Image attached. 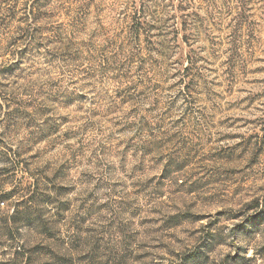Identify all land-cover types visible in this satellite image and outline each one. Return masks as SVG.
Here are the masks:
<instances>
[{"label": "rangeland", "instance_id": "rangeland-1", "mask_svg": "<svg viewBox=\"0 0 264 264\" xmlns=\"http://www.w3.org/2000/svg\"><path fill=\"white\" fill-rule=\"evenodd\" d=\"M0 264H264V0H0Z\"/></svg>", "mask_w": 264, "mask_h": 264}, {"label": "trees", "instance_id": "trees-1", "mask_svg": "<svg viewBox=\"0 0 264 264\" xmlns=\"http://www.w3.org/2000/svg\"><path fill=\"white\" fill-rule=\"evenodd\" d=\"M136 9V12L134 14V16L137 14V17L134 18L133 23L135 25L136 34H139L140 31H148L150 29V22H148L147 17H149L150 15L148 14V11L144 8V7H140V9ZM142 15L144 17H142Z\"/></svg>", "mask_w": 264, "mask_h": 264}]
</instances>
